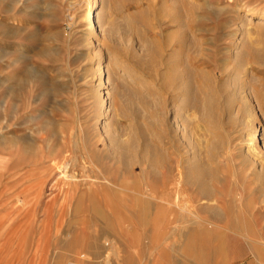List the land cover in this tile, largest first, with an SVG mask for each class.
<instances>
[{"label": "rangeland", "instance_id": "obj_1", "mask_svg": "<svg viewBox=\"0 0 264 264\" xmlns=\"http://www.w3.org/2000/svg\"><path fill=\"white\" fill-rule=\"evenodd\" d=\"M194 3V7L179 12V21L186 34H196L195 41L198 44L200 40L205 50L203 59L208 62L209 57L211 63L223 60L224 52L214 58L208 45L228 40L238 16L254 11L255 16L249 17L252 24L264 16V0ZM107 12L110 26L122 30L119 34L124 42L128 39V45L139 47L148 36L155 40V46L165 45L169 33L177 30H165L163 37L148 30L147 25L154 29L170 16L171 8L164 0H110ZM82 15L81 3L73 6L71 0H0V264H205L206 259L208 264H264V249H252L264 247V202L258 190L246 183L236 187L225 182V190L232 189L243 202L240 213L229 212L224 218L205 213V205L212 209L215 203L201 199L205 194L198 192V184L187 183L191 175L187 169L193 167L188 164L191 151L199 154L200 164L208 166V126L190 109L184 114L185 120H190L184 124L187 134L178 143L181 158L171 154L172 174L175 178L181 173L182 180L175 196L180 197V203L174 201L171 207L175 211L181 207L190 209V213L196 211L199 220L191 214L166 217L158 202L123 198L124 192H143L147 180L157 176L151 169L158 164L148 159L144 143L150 133L160 145L162 129L156 121L160 119V106L153 101L158 91H145L149 78L143 66L122 56L131 70L121 71L113 89L107 88L108 101L113 105L108 120L110 149L101 143L95 136L93 120H89L95 111L98 82L91 79L95 66L84 45ZM10 28L16 30L17 38L6 40L2 33ZM206 66L208 69V63ZM157 68L162 72L164 66ZM6 124L9 127L4 132ZM260 124L257 120L254 127ZM187 148L191 151L186 152ZM56 156L69 166L67 174L70 177L73 173L76 185L72 181L67 187L63 182L55 187L58 174L50 160ZM222 170L228 179L230 171L224 165ZM223 185L209 188L224 190ZM153 187L159 188L155 182ZM90 189L97 193L95 196L105 192L115 194L116 199L111 204H96L89 201L94 199L88 195ZM30 199L27 209L23 208V201ZM202 201L207 203L200 206ZM126 210L133 216L126 218ZM184 224L194 229L180 230ZM201 225H207L208 231ZM228 226L229 230L224 229ZM238 226H244L245 231ZM108 241L109 245L105 244Z\"/></svg>", "mask_w": 264, "mask_h": 264}, {"label": "bare ground", "instance_id": "obj_2", "mask_svg": "<svg viewBox=\"0 0 264 264\" xmlns=\"http://www.w3.org/2000/svg\"><path fill=\"white\" fill-rule=\"evenodd\" d=\"M164 2H166L171 8L170 16L168 15L166 17L168 19L160 22L154 29H152V25L149 26L146 24L148 30L153 32L154 36L158 37H163V32L170 28L176 27L177 30L169 33L167 44L165 45L155 46L153 43L155 40L153 41L152 38L144 35L146 38L142 39L141 43H143L138 47V45H128V43H126L128 42V39L125 40L126 42L122 40L123 36H121V33L119 34V30H121L120 28L110 26L107 12L110 0H71V5L73 6L81 3V10H83L81 22L84 30V45L88 47L91 53L90 63L95 66L92 67L94 75H92L91 79L93 81V79L97 78L98 82L96 85L97 99L95 111L93 110L91 112L92 115L89 120H93L92 127L95 131L96 138L99 139L101 143L103 141L107 144L108 148L110 146L109 135L111 131L108 120H110V111L111 106L113 105H111V101H108L110 90L107 88L110 86L109 88L113 89V86L115 85H113V82L115 79L117 80V78H120L122 75L120 74L121 71L125 73L126 71L131 70L128 67L129 65L127 66L125 64L126 62L124 63L121 59L122 56L126 58L125 60L129 58L134 61V63L143 66L145 74L148 75V78L150 79L145 81L144 88L146 90H144L148 91L151 88L152 90L153 88L156 89L158 91V95L156 97L154 96L155 98L153 101L156 102L155 104L160 106V112H158L160 113V119H158V117L156 120L157 122H160V127L162 129V134H159L160 145L156 143V140L150 133H147V143H144V148L148 152V159L153 160L158 164L157 168L152 167L151 169L156 172L157 176L147 180L145 183L146 187H144L145 189L143 192L139 191V193L135 194H128L124 192L122 194L124 195L123 198L130 196V198L132 197L136 200L140 199L143 200V202H158L163 206L166 217H174L176 215L181 216L183 214H186L187 216V214H191L199 220V216L196 214V211L194 213L193 211L190 213V209L188 210L185 207L178 208V211H175V209H172L171 207L174 201H178L180 203V197L175 199V196L177 195V191L179 190V186L182 182V180L180 181L181 173L175 178L172 174L171 154L177 155L178 157L180 156L181 158V155L179 154L181 149L178 143L184 139L187 134L184 124H186L187 120H190H185L184 114L186 110L190 109L197 115L198 121L205 122L208 126V166L204 162L200 164L199 154L197 152L195 153V151L192 152L191 148H187L186 152H189L190 150L191 152L189 154L192 155H190L191 158L188 164L189 166L193 165V167L191 166L187 169V172L191 173L189 176L190 178L188 177L187 183L192 186H194V184H198L196 185L198 192L205 194L204 198L201 199H207L208 201L215 203V206L211 209L210 207H206L205 204L207 202H204V204H202L203 201L199 202L200 206L205 205V213L211 212L217 216L228 218L229 212L240 213V210H242L240 209V206H242L243 199L237 196V194L232 193L231 187L233 185L238 187L239 184L246 183L248 186L256 188L258 193L263 196L261 202H264V16L259 17L261 21L253 24L251 23V19H249V17L255 16L254 11H246L244 15L238 16V21L234 25L233 33L230 35L231 37L228 40H225L221 44L208 45V52L212 51L214 53V58L224 52V59L222 58L223 60L217 62L216 59L215 62L211 63L209 61V57L208 62L203 59L205 50L203 49L200 40L198 44L195 41L194 36H196V34H186V31L183 28V23L179 21V12L186 10L188 7H194L193 5L196 4L194 3L195 0H164ZM100 6L101 9L97 13H94ZM71 19L73 18L71 17ZM115 29L118 33L114 31ZM127 32L130 33L129 31ZM2 35L6 38V40L15 37L17 38L16 30L11 28L6 29ZM206 63H208V69ZM158 66H164L163 71L161 70L162 72L159 71L157 68ZM106 84H108V86H106ZM125 89L127 91V88ZM154 102L152 103L154 104ZM7 106L8 105L5 103L3 108L5 109V114L8 115ZM257 120H260L261 124L255 128L254 124ZM76 124H78V122H76ZM8 127L9 124L4 126V132L8 130ZM127 149L128 148L125 150ZM171 149L174 150L172 151ZM50 161L52 162H50L52 168H54L58 174V178L55 181V187L62 182L65 184L64 186L68 185L69 182H74L75 177H72L73 173L70 177L67 174L69 166L66 165V162H63V158H58L56 156ZM223 165L230 171L228 179L223 177ZM207 169L208 180L205 179ZM100 170H98L99 173H101ZM84 172L85 171H83V173ZM239 176L242 179H240ZM154 182L158 184L159 188L153 187ZM225 182L232 185L230 187L231 190H225V188H227L223 185ZM93 183L91 185H93ZM216 185H223L222 187H224V190L209 188V186L213 187ZM96 194L97 193L93 191V189H90L88 195L90 198L94 199H89V201H96V204L99 202L103 204L110 202L111 204L112 201L116 199L115 194L111 195L110 193L101 192L98 193L99 196H95ZM179 194L180 193L178 192V195ZM39 196H34V198L36 199ZM31 201V199L23 201V208L27 209ZM220 201L221 203L219 204ZM193 206L194 205H192V207ZM186 216L184 217L186 218ZM201 226H203L202 229L208 231V227H206L207 225ZM192 228L193 227H191V229ZM225 228L229 230L231 227L228 226L224 227V229ZM236 228L241 230V232L243 230L245 231L244 226H238ZM219 231L221 233V230ZM4 241L1 246L3 251L6 249ZM105 244L109 245V241L107 243L105 242ZM150 253L154 254L155 251L151 250Z\"/></svg>", "mask_w": 264, "mask_h": 264}, {"label": "crops", "instance_id": "obj_3", "mask_svg": "<svg viewBox=\"0 0 264 264\" xmlns=\"http://www.w3.org/2000/svg\"><path fill=\"white\" fill-rule=\"evenodd\" d=\"M127 212L125 213V216H126V218L130 215V216H133L132 215V212H131V214H129V210H126ZM183 224V223H182ZM188 225V224H187ZM186 224H184V225H182L183 227H182V229H180V230H182V231H189V230H192V229H194V227L191 229V227H189V226H187ZM184 227H186V228H184ZM188 227V228H187ZM127 228V227H126ZM184 228V229H183ZM187 229V230H186ZM126 231H127V229H126ZM207 231V230H206ZM154 244H155V242H154ZM252 249H254V250H258V249H264V247H257V246H254V247H252ZM260 252V251H259ZM205 264H208V259H206V262H205Z\"/></svg>", "mask_w": 264, "mask_h": 264}, {"label": "built area", "instance_id": "obj_4", "mask_svg": "<svg viewBox=\"0 0 264 264\" xmlns=\"http://www.w3.org/2000/svg\"><path fill=\"white\" fill-rule=\"evenodd\" d=\"M67 264H80V263L69 262V263H67Z\"/></svg>", "mask_w": 264, "mask_h": 264}]
</instances>
